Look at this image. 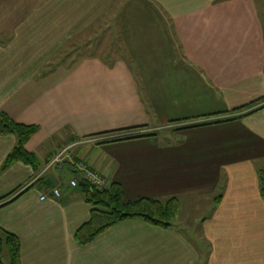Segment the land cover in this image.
I'll return each mask as SVG.
<instances>
[{"label": "crops", "instance_id": "0c3cea01", "mask_svg": "<svg viewBox=\"0 0 264 264\" xmlns=\"http://www.w3.org/2000/svg\"><path fill=\"white\" fill-rule=\"evenodd\" d=\"M120 44L147 101L125 59L92 51L112 56ZM261 99L264 0H0V113L39 128L25 146L37 170L5 167L17 142L0 133V206L10 203L0 230L19 239V264H264V110L221 123ZM121 130L140 138L96 137ZM106 145L121 147H104L107 168L86 151ZM71 146L74 164L119 185L124 200L127 180L156 177L143 198L175 199L181 217L195 206L199 229L132 219L78 246L91 207L79 190L48 193L63 173L74 178L71 163L46 166Z\"/></svg>", "mask_w": 264, "mask_h": 264}, {"label": "trees", "instance_id": "16d2710c", "mask_svg": "<svg viewBox=\"0 0 264 264\" xmlns=\"http://www.w3.org/2000/svg\"><path fill=\"white\" fill-rule=\"evenodd\" d=\"M262 102V99L257 100L248 106L234 110V113L242 112L243 114L221 123L241 120L244 117L251 116L264 110V105H261ZM38 130L39 128L36 126L16 124L6 114L0 113V133L2 135L14 136L17 142L6 159L5 167L15 163H21L37 170V160L32 154L26 152L25 146ZM136 131H140V128L127 130V132ZM127 132L126 130H121L119 132L100 134L96 137L112 136L98 141L100 144H102L101 142L103 141V143H115L140 138V136L137 135H124V133ZM48 164L49 162L47 165ZM71 164L74 173L73 179L78 182L77 187L72 189L79 190L83 195L85 203L91 207L88 221L81 225L74 235V240L80 247L92 244L110 228L132 219H140L149 226L155 228L168 229L171 228L172 220L179 214V203L175 199L160 202L155 199L141 198L137 201L126 202L119 185L110 184V186L105 189L95 188L90 185L76 169L75 164L78 163H75L74 165L73 163ZM259 181L260 197L264 202V172L262 171L259 174ZM43 182H46V176L34 181V183L25 191L27 192L32 188L38 187L43 184ZM3 236L5 237L4 240ZM3 248L7 249L9 264H19L21 249L19 239L13 234L0 230V264H3Z\"/></svg>", "mask_w": 264, "mask_h": 264}, {"label": "rangeland", "instance_id": "374dc122", "mask_svg": "<svg viewBox=\"0 0 264 264\" xmlns=\"http://www.w3.org/2000/svg\"><path fill=\"white\" fill-rule=\"evenodd\" d=\"M116 33L118 35V31ZM116 47L120 51V53L113 54L112 56H111V53H106V52H108V50H107V48H105V46H104V48L99 46L98 49H93L92 51L96 52L97 55H99L100 57H102L106 61H112V59L114 57L125 59V61L130 66L131 70L133 71L132 73L135 76V78H136V80H137V82H138V84L140 86V92H141L142 96L147 101L148 98H147V95H146V90L144 88L145 82L143 80L141 72H138V70H137L136 62L134 60V57L132 56V54L130 56V52L128 50H127V53L125 52V49H124L123 45L120 44V45H118ZM85 49H87V46H85ZM104 147H109L110 150L113 149L115 151L117 149H121V147L117 148V147H110V145H106V146H101V147L100 146L99 147L96 146V147H93L92 149H88L86 151L88 152L89 159L91 161H93V159H95V158L96 159H100L101 163L104 164V167L107 168L108 164L105 161V151L108 148H104ZM127 149H128V147H127ZM73 152H75L74 149H71L69 151V153H70L69 156L71 158L73 157ZM62 158L65 159L66 155H64V157H62ZM60 165L63 166L64 164H60ZM60 165H58L56 167H60ZM112 169H114V167ZM51 172L53 174V178L52 177H50V178L55 180V178H54V176L56 177L55 169H52ZM127 175H135V174L127 172ZM172 175H174V174H172ZM61 176L63 178L61 180L55 181V184L53 186L56 187L60 191L61 198H62V191H64L63 189H66L67 192H71V191H73L75 189H72V188L69 187V183L71 181L70 180L71 179L70 173L65 172ZM189 179H190V177H189ZM179 181L181 182V181H184V180L182 178L175 179V180L173 179L172 180L173 184L177 183ZM156 183H157L156 177H155V179L146 177V183L143 184V185L135 184V183H132L130 180H127V187L126 186L124 187L125 200L126 201H135V200H137L139 198H143L145 195L146 196L150 195L152 192L150 191L149 188L154 187V185ZM165 183L167 184V182H165ZM48 190H49L48 191L49 194L53 192V189H48ZM188 206H189L190 209H194L195 208V206H193V205H188ZM188 206L185 207V209H184L185 212L183 213L182 217L180 215L175 217V219L172 220L171 225H175L177 228L184 227L186 230H192L193 229L194 231L197 232V229H199V226H200V222H197L196 218H197V216H199V214L201 215V217H204V212H201V213H199V212H188ZM183 208H184V206H183ZM190 216H192L194 219H191ZM4 239H5V237L3 236V240ZM2 261H3V264H9V259H8V254H7V249L6 248H3V259H2Z\"/></svg>", "mask_w": 264, "mask_h": 264}, {"label": "built area", "instance_id": "2783aa9c", "mask_svg": "<svg viewBox=\"0 0 264 264\" xmlns=\"http://www.w3.org/2000/svg\"><path fill=\"white\" fill-rule=\"evenodd\" d=\"M74 146H71L69 148H66V150L62 151L60 154L55 156L51 161H49V164L47 165V169L58 166L62 164L63 162L67 161L69 163H73L72 158L68 157V152L73 148ZM66 155V158H62ZM70 160V161H69ZM76 169L82 174L83 178L88 181L90 185H92L95 188L98 189H105L110 186V182L103 176H99L92 171H90L85 165L83 164H75ZM77 180L72 179L69 183L71 188H76L77 187ZM52 196L55 199H60L61 198V193L58 189H54L52 192ZM41 200H45V197H42Z\"/></svg>", "mask_w": 264, "mask_h": 264}]
</instances>
